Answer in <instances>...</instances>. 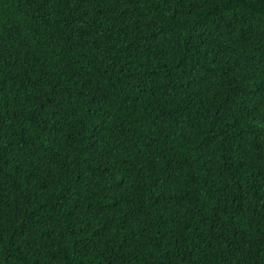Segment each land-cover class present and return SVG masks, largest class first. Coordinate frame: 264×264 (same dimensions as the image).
<instances>
[{"label": "trees", "instance_id": "1", "mask_svg": "<svg viewBox=\"0 0 264 264\" xmlns=\"http://www.w3.org/2000/svg\"><path fill=\"white\" fill-rule=\"evenodd\" d=\"M0 264H264V0H0Z\"/></svg>", "mask_w": 264, "mask_h": 264}]
</instances>
